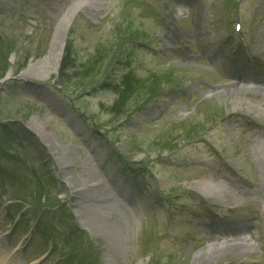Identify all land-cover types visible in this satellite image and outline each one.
Returning <instances> with one entry per match:
<instances>
[{
    "label": "rangeland",
    "instance_id": "374dc122",
    "mask_svg": "<svg viewBox=\"0 0 264 264\" xmlns=\"http://www.w3.org/2000/svg\"><path fill=\"white\" fill-rule=\"evenodd\" d=\"M76 1L0 0V39L14 51L0 130L10 126L23 142L12 150L10 131L2 132L11 140L0 173L21 182L0 179V249L23 264H264V151L255 148L264 142V0H98L72 16L59 60L65 73L60 63L40 71L33 65ZM98 52L112 62L106 71L95 65L100 82L159 71L170 74L169 86L131 119L110 122V85L88 96L69 84L81 65L100 62ZM58 81L63 94L47 84ZM69 171L78 181L102 178L106 201L92 191L96 182L73 189ZM35 178L47 198L30 205L23 201ZM205 179L222 192L203 193ZM9 205L24 218L16 221ZM244 236L259 254L233 247L206 256L210 244Z\"/></svg>",
    "mask_w": 264,
    "mask_h": 264
},
{
    "label": "trees",
    "instance_id": "16d2710c",
    "mask_svg": "<svg viewBox=\"0 0 264 264\" xmlns=\"http://www.w3.org/2000/svg\"><path fill=\"white\" fill-rule=\"evenodd\" d=\"M12 52L11 44L8 43L6 40L0 39V79L4 76L7 68H8V58L10 53ZM97 55L99 58H97L100 62H94L91 64V67L84 69V71H81L80 73H77L75 76H73V80L69 82L71 87L74 86L75 91H88L93 84L99 81L97 79L96 71H95V65L101 63L100 70H105L106 67L109 66L110 62H105L108 60V57H102L101 52H98ZM101 55V56H100ZM104 60V61H103ZM63 65V74L65 73V69L68 65V62H62ZM83 76V77H80ZM66 81V79H65ZM170 81V74L166 73H153L148 75L145 78H135L132 76L125 77L121 84L117 86L116 92L118 93V98L115 102H113L112 106L110 107L111 113L116 114L114 116L115 118L111 119L110 122H115L116 120H119L122 116L127 115L131 110H133L136 107H139L140 105H143L151 96L155 95L162 87V85H166ZM58 86H61L60 82H56ZM62 92L66 91L65 87L61 88ZM76 106V105H75ZM80 111L82 112V108H80ZM4 129L0 130V159H4L5 157L10 158L9 150L5 148V146L8 147V138L6 139V134L2 133ZM15 132V130H14ZM12 150L15 148V145L13 142H11ZM11 152V151H10ZM14 176V175H13ZM11 177L15 179L14 177ZM1 179L3 177L0 176ZM36 180L35 186L36 190H34L33 193L30 194V198L26 199L27 201H30L32 204H41V201L43 199H46V195H44L39 190H42V188H39L40 183H38L37 179H33V181ZM15 181V180H14ZM15 190L18 187H14ZM19 191V189H18ZM17 191V192H18ZM24 199V198H23ZM48 201V200H47ZM46 201V202H47Z\"/></svg>",
    "mask_w": 264,
    "mask_h": 264
},
{
    "label": "bare ground",
    "instance_id": "6f19581e",
    "mask_svg": "<svg viewBox=\"0 0 264 264\" xmlns=\"http://www.w3.org/2000/svg\"><path fill=\"white\" fill-rule=\"evenodd\" d=\"M98 0H77L76 2H74V4L69 8V10L61 17V19L59 20L55 32H54V36L52 38L51 44H50V48L48 51V54L37 61V63L33 66L38 67L40 71L45 72L44 70H48V68L50 69H55L59 63L61 54H62V42H63V37L64 34L70 24V22L72 21V16L73 14L81 9L82 7L85 6H93L96 4ZM235 102H238L239 100H235ZM264 110V108H263ZM50 140V141H49ZM49 142V148H53L54 150H56V148L58 147L56 144V140L53 137H50V139H48ZM69 158H64V159H59L60 164L61 165H65L68 161ZM84 159V158H83ZM86 162V163H85ZM89 159L87 156H85L84 161H82V165L85 167L84 172H87V167L86 164H88ZM89 169V168H88ZM82 177V175L80 176ZM65 178L68 180L70 179L69 184L71 185V187L73 189H78L80 187H86L88 186V184L92 183V182H96V187L94 189H92V191H97L99 190V194L102 197L103 195H108V192H106L107 187L105 185V181L100 178L97 175H94V177L89 180L88 178H81L79 181L77 180V178L75 177V175L73 176L71 174V171L67 172V174H65ZM97 189V190H96ZM198 189H200L203 193H213L214 195H219L222 192V186L219 184H213L212 182L209 181V179H205L202 180L200 182V185L198 186ZM103 198V197H102ZM97 199H101L100 197H97ZM107 196L105 198H103L104 201H106ZM114 199V197H113ZM107 212H103L101 211L100 214H106ZM109 227L113 226L114 224H108ZM116 228V227H115ZM124 230V229H123ZM119 232L116 229V233ZM124 234V232H123ZM121 234V235H123ZM126 234V233H125ZM124 237V236H123ZM234 241L236 242H217V243H213L210 244L207 247L206 250V256H208L209 260H213L214 258H218L220 257V255L222 254V252L225 251V248H233V247H240V248H247L246 250H243V252L245 253V255H247L248 257H252L254 255L258 254V250L254 247V242L252 243L251 239L247 238L244 236V238H238L235 239ZM0 242H3L2 240H0ZM242 252V251H241ZM15 254L14 253H6L4 251H2L0 249V264H20V262L17 261V259H15Z\"/></svg>",
    "mask_w": 264,
    "mask_h": 264
}]
</instances>
